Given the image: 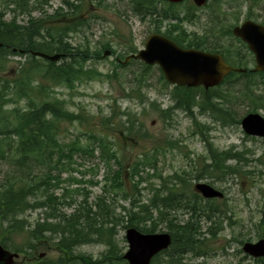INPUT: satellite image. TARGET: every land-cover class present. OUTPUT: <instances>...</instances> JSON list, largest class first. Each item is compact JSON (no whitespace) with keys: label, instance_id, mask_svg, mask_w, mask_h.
I'll list each match as a JSON object with an SVG mask.
<instances>
[{"label":"trees","instance_id":"16d2710c","mask_svg":"<svg viewBox=\"0 0 264 264\" xmlns=\"http://www.w3.org/2000/svg\"><path fill=\"white\" fill-rule=\"evenodd\" d=\"M52 1L0 0V163L8 164L10 168L0 177V245L18 253L22 262L19 264H127L122 258L123 249L115 241L117 228L133 227L146 234L162 232L163 226L164 232L171 237V244L153 257L151 264H186L188 256H205L209 242L206 238H215V233L223 229L222 222L208 216L216 210L214 216L217 217L219 201L203 204L192 190L186 191L192 187V180H200V175L183 178L174 175L171 178L174 184L163 192L167 180L156 170L157 157L178 145L166 140L164 150L158 148L150 157L141 155L127 165L129 171H126L110 136L112 140L117 132L137 136L140 129L136 121L128 119L124 126L117 117L119 114L114 112L97 123L89 118L76 119L74 114L64 112L65 102L51 92L52 88L73 92L78 84L117 79L120 70L133 64L139 67L133 77L135 86L130 91L137 92L148 85L155 66L135 59L124 64L114 59L108 73L99 72L91 63L98 61L101 54H105L104 50H110L121 61L137 52L133 45L116 53L108 41L101 45L102 50H97L89 42L82 44L73 40V34L79 33L97 17L95 11L104 0H57L59 5L54 9L51 8ZM129 4L135 17L150 22L155 33L171 39L178 46L220 54L230 66L247 70L245 73H229L220 85L207 90L175 88L170 95L173 105L160 110L166 119H171L172 110L183 111L193 118L191 109L196 107L199 114H208L215 122L229 120L231 124H239L240 120L234 118L232 109L227 106L231 101L245 103L249 107L247 113L264 109V73L250 71L249 64H254L253 55L232 34L242 16L254 21L263 17L255 10L264 5V0H208L202 8H197L191 0L179 4L162 0H129ZM200 9H208L209 15L213 16V21L209 22L217 28L212 36L221 40L211 47L204 36L189 33L183 26L184 23L193 24L197 18L195 12ZM6 15L11 16L10 21L3 20ZM18 17L25 19L24 24L17 22ZM261 24L264 26V18ZM161 28H164L163 32ZM209 35L207 32L206 37ZM32 52L60 55V64L34 56ZM14 55L26 59L18 63L13 74L5 77L7 59ZM160 79L167 85L161 72ZM236 86L241 89L235 90ZM20 102L24 103L22 108L18 107ZM119 116L128 115L121 113ZM65 121L71 126L86 128L88 125L89 130L82 136L67 139L60 125ZM116 127L122 128L117 130ZM199 128V133L204 135V126ZM140 136L146 138L147 134L141 133ZM209 150V164L202 169L209 179L223 182L228 177L240 178L241 175L249 176L248 180L254 178V172H244L240 168L242 163H247L245 152H235L232 148L223 152L211 147ZM92 159L103 161L107 171L101 193L89 203V193L81 185L98 186L99 182L93 180L96 172L91 167L84 170L78 167ZM229 161L238 166L228 165ZM149 170L153 171L152 175L145 173ZM75 172L80 174V179L72 177ZM87 174L92 175V179L84 180ZM153 178L163 181L161 188L150 189L151 197L141 203L138 186ZM175 179L179 181L177 184L183 183L184 190L181 191L193 200L174 203L176 200L170 197L175 192L180 193L172 190L177 188ZM71 185L77 187L68 188ZM128 188L135 194L120 193ZM57 190H60V196L55 195ZM110 193L121 194L124 200L130 198L128 207H119L120 214L115 212V199L108 196ZM67 208H71L70 213L65 211ZM179 210L187 215V219L177 217ZM29 211L39 212L42 218L28 222L26 213ZM202 221L211 222L204 231ZM258 228L264 238V219L258 222ZM41 239L52 244L55 255L43 258L36 255V246ZM91 243L105 246V251L96 260L76 252L80 246Z\"/></svg>","mask_w":264,"mask_h":264},{"label":"rangeland","instance_id":"374dc122","mask_svg":"<svg viewBox=\"0 0 264 264\" xmlns=\"http://www.w3.org/2000/svg\"><path fill=\"white\" fill-rule=\"evenodd\" d=\"M58 5L57 0L51 2L52 9ZM129 5V0H104L102 6L95 11L97 17L95 19L92 17L93 19L89 21L87 27L82 28L76 35L73 34V40L82 44L89 42L91 47H95L97 50H102L101 45L108 41L112 49L116 50V53L125 47H130V45H133L137 51L142 49L145 39L150 34H155V32L150 22L147 20H139L132 14ZM255 12L264 18V5L255 10ZM195 14L197 18L193 24H183L187 32L204 36L209 47L221 42V40L212 36V32L216 26L213 25V22H209V20L213 21V16L209 15L208 9H200ZM262 18L252 21L261 24ZM10 19L11 16L6 15L3 20L10 21ZM24 20L23 17L17 18L19 24H24ZM244 20L242 16L238 24ZM207 32L211 34L208 38L206 37ZM131 41L132 43H130ZM104 52H107V54L104 55L102 53L100 59L91 64L99 72L105 74L112 69L111 63L116 59V54L111 53L108 49L104 50ZM25 59V57L18 55L8 57L7 67L4 73L5 77L13 74L18 63L24 62ZM253 66V63L249 64V68ZM138 67V65L133 64L125 68L126 70H120L118 73L120 76L117 79L78 84L73 92L70 90L63 91L60 88H52L51 92H54L53 96L55 98L65 102L64 112L68 115L74 114L77 117L76 119L89 118V121L91 119V122L97 123L102 118L109 117L114 112L119 115L121 113L128 115H117L124 126L127 125L124 122L128 119L132 122L136 121L135 123L140 129L137 136L134 137L133 134L125 135L118 132L115 135L113 134L114 140L110 136V142L114 143L115 149L119 150L118 155L126 171H129L127 165L135 159H139L141 155L147 154L150 157L153 151L158 148L162 147V150H164L166 140L175 142L178 145L177 148L164 151V155L157 157L156 170L162 178L167 180L164 183L167 187L163 189V192H166V189L171 186V183L174 184V181L171 179L174 175L180 178H183V176L195 177L200 175V180L191 181L192 186L196 183L207 184L210 182L218 190L224 189L226 200L225 202L218 203L220 205L219 212L216 213L218 218L214 216V211L208 215L212 216V219H216L219 223L222 222L223 229L215 233V238H206L209 242L207 243L205 258L188 256L185 260L186 264H264V258L261 260L258 259L259 261L251 259L248 255L246 256L242 253L241 249L243 243L255 242L262 238L261 230L258 228V222L264 219V140L244 134L240 127V122L239 124H231L229 120L215 122L208 114H199L198 108L196 107L191 109L193 118L183 111L172 110L171 119H166L160 113V110L169 109L173 105L170 95L175 88L169 84L164 85L160 79V71L157 70V67H154L147 81L148 85L137 92L130 91L135 86L133 77ZM125 71V75H122L121 73ZM240 87L236 86L235 90ZM238 101H231V105L228 103L227 106L232 109L234 118L241 120L248 114L249 107L240 100ZM23 106V102H20L18 105L21 108ZM156 107L157 109H155ZM256 113L264 118V109H259ZM60 125L67 139L82 136L86 130H89L88 125H86V128L79 125L71 126L68 121L61 122ZM202 126H204L202 130L204 135L199 133V127ZM205 126L208 127L207 130ZM116 128L119 130L122 127ZM141 133H146L147 137L141 138ZM114 146H110L112 150ZM209 147L216 149L217 152L227 151L230 148L234 149L235 152H245L244 155L247 163H242L240 168L244 172H254L252 176L254 178L248 180L247 178L249 176L241 175V179L228 177L223 182L209 179L202 170L203 166L209 163L208 160L211 157ZM203 157H208V159H204ZM76 160L82 162V160ZM83 163L84 165L78 167V169L93 168L96 172L93 180L99 182V185L94 187L81 185V187L86 188L88 191V202L91 203L101 193L102 180L107 168L104 166L103 161H99L98 159H92ZM227 164L238 166L233 161H229ZM112 168L114 169L115 166ZM8 170H10L8 164L0 163V177ZM145 173L152 175L153 171L149 170ZM72 177L77 179L81 178L77 172L72 173ZM62 178H65V175ZM88 179H92V175L87 174L84 177V180ZM161 182L163 183L162 180L153 178L147 183L139 184L138 190L141 203L146 202L151 197L152 193L150 189L161 188ZM177 182L179 181L175 179L176 186L178 185ZM76 187V185L68 186L70 189ZM191 188L189 187L186 191H190ZM172 190L181 191L184 189H179L177 186V188H172ZM122 191L120 192L121 194H135L133 193V189L130 188ZM59 192L60 190H57L55 195L60 196ZM121 194L114 195L110 193L108 195L110 198L115 199L114 203L109 198L108 201L113 203L117 214H120V206H129L130 198L124 200ZM65 211L70 213L71 208H67ZM177 214L180 220L187 219V215L182 214L181 210ZM26 217L30 223L42 218L37 211L27 212ZM210 224L211 222L209 221H202L203 231ZM116 231L115 241L123 249L122 253H124L127 249L124 238L125 230L117 228ZM164 231L166 230L162 226V232ZM239 241H242V243L239 244ZM16 242H20V239L19 241L16 239ZM38 243L39 245L36 246V255L38 257H52L56 254L52 250V244L48 243L46 239H41ZM104 251L105 246L100 243L82 245L76 250L77 253L91 257L93 260L99 258L100 254ZM41 254H43V257L40 256ZM20 259L21 256L19 255L18 259L15 260V264H19L21 262Z\"/></svg>","mask_w":264,"mask_h":264},{"label":"water","instance_id":"95a60500","mask_svg":"<svg viewBox=\"0 0 264 264\" xmlns=\"http://www.w3.org/2000/svg\"><path fill=\"white\" fill-rule=\"evenodd\" d=\"M179 4L184 0H162ZM201 8L208 0H191ZM232 34L243 42L254 58L251 72L264 73V26L252 20H244L232 29ZM1 46V44H0ZM23 52V51H19ZM34 56L48 61H56L59 55H47L32 52ZM139 60L148 66H157L166 82L172 86L199 87L205 90L216 87L229 73H245V68L228 65L220 54L209 53L194 48H182L172 40L160 35L150 34L144 41L142 49L126 57ZM244 134L264 139V118L258 113H248L240 120ZM195 189L203 197H222V193L203 183L195 184ZM124 238L127 249L122 258L127 264H151L153 257L169 248L171 237L167 232L142 233L130 227L125 230ZM242 252L252 258H264V238L255 242H245ZM40 256L43 257V254ZM19 254L11 252L0 245V264H15Z\"/></svg>","mask_w":264,"mask_h":264},{"label":"flooded vegetation","instance_id":"af4514ba","mask_svg":"<svg viewBox=\"0 0 264 264\" xmlns=\"http://www.w3.org/2000/svg\"><path fill=\"white\" fill-rule=\"evenodd\" d=\"M161 32H163L164 31V28H162V30H160ZM155 34H158V33H155ZM161 35V34H160ZM167 38V37H166ZM169 39V38H168ZM143 46H144V44H143ZM116 60L117 61H119L120 62V60L118 59V58H116ZM156 67V66H155ZM161 72V71H160ZM172 86V85H171ZM172 87H174V88H180V89H183V90H192V89H198V88H203L202 86H199V87H187V86H172ZM204 89V88H203ZM205 90V89H204ZM262 139V138H261ZM264 140V139H263ZM204 159H208V157H203ZM209 164V163H208ZM207 165V164H206ZM179 184H181V186H179ZM177 186H178V188L180 189H182V187H184L183 186V183H179ZM197 184V183H196ZM203 184H206V183H203ZM206 185H209V186H211L212 188H214V189H216V190H218L217 188H215L214 186H212L211 184H210V182L209 183H207ZM191 190L193 191V193H195L196 194V198L197 199H200L203 203H207V202H211L212 200H217V201H219L220 203L221 202H225V200H226V197H225V192H224V189L222 190V189H219L218 191H220L221 193H222V197H213V198H206V197H203L202 196V194L199 192V191H197L196 189H195V185L194 186H192V188H191ZM180 193H178V192H175V195L174 196H171L170 198H172L173 200H176L174 203H179V202H182V203H184V202H187L188 200H193V198L192 197H188L189 195L186 193V192H184V191H179ZM167 194V193H166ZM188 198V199H187ZM185 199H187V200H185ZM185 200V201H184ZM212 211H214V213L216 212V210H212ZM211 211V212H212ZM221 211V210H220ZM219 212V211H218ZM217 212V213H218ZM178 213V212H177ZM178 215V214H177ZM243 253V252H242ZM246 255V254H245ZM247 256V255H246ZM249 258H251V259H254V260H257V259H259V258H252V257H250V256H248ZM201 258H205V256H203V257H201ZM261 259H263V258H260V260Z\"/></svg>","mask_w":264,"mask_h":264},{"label":"bare ground","instance_id":"6f19581e","mask_svg":"<svg viewBox=\"0 0 264 264\" xmlns=\"http://www.w3.org/2000/svg\"><path fill=\"white\" fill-rule=\"evenodd\" d=\"M0 47H1V46H0ZM105 54H107V52H106ZM105 54H104V55H105ZM60 58H61V56L59 55V59H58V60H56V61H50V62H58V61L60 60ZM119 60H120V59H119ZM117 62H119V61H117ZM119 63H123V64H124V63H127V62H125V61L122 62V61L120 60Z\"/></svg>","mask_w":264,"mask_h":264}]
</instances>
